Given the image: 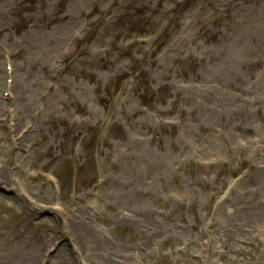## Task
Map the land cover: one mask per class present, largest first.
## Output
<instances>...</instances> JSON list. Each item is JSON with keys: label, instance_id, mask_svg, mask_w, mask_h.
<instances>
[{"label": "rangeland", "instance_id": "1", "mask_svg": "<svg viewBox=\"0 0 264 264\" xmlns=\"http://www.w3.org/2000/svg\"><path fill=\"white\" fill-rule=\"evenodd\" d=\"M263 237L264 0H0V264H257Z\"/></svg>", "mask_w": 264, "mask_h": 264}, {"label": "bare ground", "instance_id": "2", "mask_svg": "<svg viewBox=\"0 0 264 264\" xmlns=\"http://www.w3.org/2000/svg\"><path fill=\"white\" fill-rule=\"evenodd\" d=\"M16 98V97H15ZM14 135V134H13ZM15 136V135H14ZM23 136H24V134H22L21 136H20V139H21V141H23ZM17 140V139H16ZM84 216L85 217H87L86 218V220H85V218H84ZM88 216H89V213H88V211L87 210H84V211H81V217H79V219L81 220H79L78 222L79 223H81V224H83V225H87V226H89V218H88ZM87 220H88V222H87ZM222 229H223V226L221 227ZM233 238V242L231 243V245L230 246H228V251L229 252H231V253H240L241 252V248H240V246L238 245V244H236V242L234 241L236 238H235V236H233L232 237ZM263 239H264V237H263ZM56 248H57V252H61V248L60 247H58V246H56ZM55 248V249H56ZM239 255V254H238ZM237 260H240V261H242L241 260V258H238L237 256H234V257H231V261L228 263V264H235V262L237 261ZM33 261H34V259L33 258H30L29 260H28V262L26 263V264H33ZM252 263H257V264H264V251H263V253H261V255H260V257L259 258H253V260H252Z\"/></svg>", "mask_w": 264, "mask_h": 264}]
</instances>
